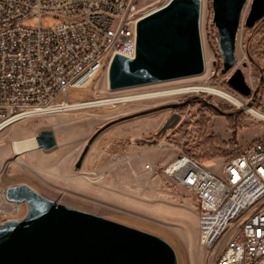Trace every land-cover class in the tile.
<instances>
[{"label":"rangeland","instance_id":"obj_1","mask_svg":"<svg viewBox=\"0 0 264 264\" xmlns=\"http://www.w3.org/2000/svg\"><path fill=\"white\" fill-rule=\"evenodd\" d=\"M155 1L158 3L150 9L162 5L161 0L147 3ZM248 10L249 7L244 17ZM62 20L50 14L41 17L45 25ZM212 20L210 0L201 17L207 66L204 75L121 90L128 93L127 99L135 100L129 103L105 97L109 89L107 79L100 78L68 93L71 102L99 97L93 99L95 108L26 119L1 133L0 189L25 183L45 197L65 204L47 193L49 188L152 222L174 233L181 247L179 252L173 241L166 240L174 248L179 264L182 259L186 264H210L208 253L200 243L196 198L192 192L169 181L164 166L180 154H187L218 173L228 158L253 143H264V122L246 113L251 112L249 108L264 104V18L251 29L242 23L236 48L238 64L226 75L220 71L222 59ZM244 62L247 67H243ZM237 68H242L253 92L258 90L255 98L242 97L228 85L230 75ZM209 83L212 88L223 89L252 106L247 105L249 108L233 116L221 115L205 106L206 102L231 112H237L238 107L215 95L197 92ZM187 100L190 103L185 107L165 108ZM175 110L183 119L173 131L161 136L156 146L132 143L137 137H152ZM43 129L55 132L58 142L55 149L46 152L36 147L15 155L13 143L26 139H11L30 134L35 138ZM98 132L77 168L84 148ZM147 164L153 166L152 171L145 169ZM5 220L0 216V223Z\"/></svg>","mask_w":264,"mask_h":264},{"label":"built area","instance_id":"obj_2","mask_svg":"<svg viewBox=\"0 0 264 264\" xmlns=\"http://www.w3.org/2000/svg\"><path fill=\"white\" fill-rule=\"evenodd\" d=\"M147 1L0 0V134L28 118L95 108L99 97L71 102L68 93L107 79L116 54L135 57L137 23L158 8ZM209 1L201 0L202 10ZM44 14L63 20L45 25ZM121 94L127 93L108 89L105 97ZM252 108L264 115V104ZM164 174L194 194L210 264H264V143L228 158L218 173L180 154ZM6 190L0 189V216L23 219L27 202L8 200Z\"/></svg>","mask_w":264,"mask_h":264},{"label":"water","instance_id":"obj_3","mask_svg":"<svg viewBox=\"0 0 264 264\" xmlns=\"http://www.w3.org/2000/svg\"><path fill=\"white\" fill-rule=\"evenodd\" d=\"M211 6L222 59L220 71L226 75L238 64L236 48L242 23L251 29L264 18V0H211ZM201 15V0H171L143 16L137 23L136 55L114 56L107 76L109 90L116 92L204 74ZM227 82L242 97L255 98L258 94L246 82L242 68H237ZM189 103L187 100L165 108L179 109ZM242 111L238 108L227 115ZM182 119L183 115L175 110L152 137H137L132 143L156 146L160 137L173 131ZM99 133L89 140L77 168ZM35 142L38 149L46 152L58 146L52 129L41 130ZM6 198L27 202L28 212L21 220L0 223V264H179L174 248L161 236L59 203L28 184L9 186Z\"/></svg>","mask_w":264,"mask_h":264},{"label":"bare ground","instance_id":"obj_4","mask_svg":"<svg viewBox=\"0 0 264 264\" xmlns=\"http://www.w3.org/2000/svg\"><path fill=\"white\" fill-rule=\"evenodd\" d=\"M202 14H203V10H202ZM201 17H202V15H201ZM205 68L207 69L206 60H205ZM206 69H205V73H206ZM204 74H202V75H204ZM202 75H200V76H202ZM197 92L215 95L219 98H222V99L230 102L231 104L237 106L238 108H242L243 110H245L244 108H249L247 106L248 104H246L243 101V99H241V98H239V97H237V96H235V95H233V94H231V93H229L223 89H214L211 87V83H209L207 87L199 88L197 90ZM128 96L129 95L127 93V94H121V95H117L115 97H109V98H116L117 100H115V101L127 100V101H124L123 103H129V102L135 101V100L131 101V100L127 99ZM249 109H251V112L246 111V113L255 114V116L258 119L264 120V115L260 111H256L252 107ZM254 111L257 113H255ZM35 143H36L35 138L14 142L13 143V149H14L15 155H20V154L26 153L30 150H33L34 148L37 147ZM6 188H8V187H6ZM47 190H48L47 193L54 195L55 197H58L61 200V201L59 200L60 202H63L65 204L74 206L75 208H79L81 210H84V211H87V212H90L93 214H97L99 216H102V217H105V218H108V219L129 225V226L135 227L137 229L148 231V232H151L153 234L162 236V238H165L171 242L173 241L175 243V249L178 252L181 249L179 241L175 237L174 233L165 227H162V226L154 224L152 222H148V221H145V220H142L139 218H135V217H132L129 215L118 213L114 210H111V209L105 207V206H101L99 204H95V203H92V202H89V201H86V200H83L80 198H76V197L68 195V194L57 192L55 190H50L49 188ZM228 224H238V217H228ZM182 264H186L184 259H182Z\"/></svg>","mask_w":264,"mask_h":264},{"label":"flooded vegetation","instance_id":"obj_5","mask_svg":"<svg viewBox=\"0 0 264 264\" xmlns=\"http://www.w3.org/2000/svg\"><path fill=\"white\" fill-rule=\"evenodd\" d=\"M206 105L209 107V108H212L214 111H217L216 108L214 106H216L215 104H212L210 102H206ZM218 107V106H216ZM220 110H221V115H226L228 116L227 114L230 113L232 110H224L222 109L221 107H218ZM218 112V111H217ZM219 113V112H218Z\"/></svg>","mask_w":264,"mask_h":264},{"label":"crops","instance_id":"obj_6","mask_svg":"<svg viewBox=\"0 0 264 264\" xmlns=\"http://www.w3.org/2000/svg\"><path fill=\"white\" fill-rule=\"evenodd\" d=\"M15 125V124H14ZM14 125H12L11 127H13ZM10 127V128H11ZM10 128H8L6 131L8 132V130L10 129ZM33 135L32 134H30L29 136H27V137H24V138H19V139H11V141H13V140H23V139H28V138H34V137H32Z\"/></svg>","mask_w":264,"mask_h":264},{"label":"trees","instance_id":"obj_7","mask_svg":"<svg viewBox=\"0 0 264 264\" xmlns=\"http://www.w3.org/2000/svg\"><path fill=\"white\" fill-rule=\"evenodd\" d=\"M205 106H206V104H205ZM189 156H191V155H189ZM191 157H193V156H191ZM193 158H195V157H193ZM196 159V158H195ZM197 160V159H196Z\"/></svg>","mask_w":264,"mask_h":264}]
</instances>
